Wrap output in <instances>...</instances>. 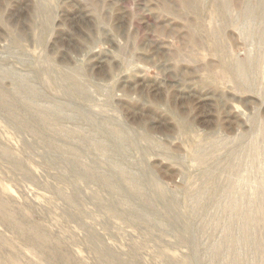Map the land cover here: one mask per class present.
<instances>
[{
  "label": "rangeland",
  "instance_id": "1",
  "mask_svg": "<svg viewBox=\"0 0 264 264\" xmlns=\"http://www.w3.org/2000/svg\"><path fill=\"white\" fill-rule=\"evenodd\" d=\"M0 264H264V0H0Z\"/></svg>",
  "mask_w": 264,
  "mask_h": 264
}]
</instances>
